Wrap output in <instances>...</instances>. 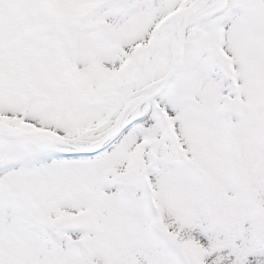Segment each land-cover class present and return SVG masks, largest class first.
Here are the masks:
<instances>
[{
  "label": "snow or ice",
  "instance_id": "6c2138e0",
  "mask_svg": "<svg viewBox=\"0 0 264 264\" xmlns=\"http://www.w3.org/2000/svg\"><path fill=\"white\" fill-rule=\"evenodd\" d=\"M0 264H264V0H0Z\"/></svg>",
  "mask_w": 264,
  "mask_h": 264
}]
</instances>
